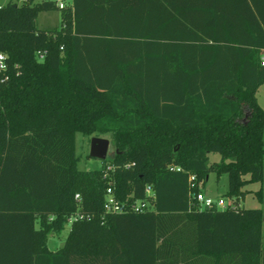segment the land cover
<instances>
[{"label":"trees","instance_id":"trees-1","mask_svg":"<svg viewBox=\"0 0 264 264\" xmlns=\"http://www.w3.org/2000/svg\"><path fill=\"white\" fill-rule=\"evenodd\" d=\"M137 2L0 5V264H264V0ZM49 11L59 28L38 29ZM77 134L110 135L112 157L79 170ZM211 173L226 198L259 184L261 208L200 210ZM109 186H150L153 209L106 214Z\"/></svg>","mask_w":264,"mask_h":264},{"label":"rangeland","instance_id":"rangeland-1","mask_svg":"<svg viewBox=\"0 0 264 264\" xmlns=\"http://www.w3.org/2000/svg\"><path fill=\"white\" fill-rule=\"evenodd\" d=\"M17 3L16 0H0V5H6L8 2ZM38 29H54L59 28L60 26V13L57 11H49V12H40L36 19ZM256 99L261 107L264 110V84H262L256 93ZM100 138L108 139L110 144L107 152L106 161L112 157L114 152V147L112 145V141L110 135H100L95 136ZM76 141V155L79 158V162L77 164V168L81 171H92L98 170L102 167L101 160L94 159L89 157V144H90V137H84L80 134H77L75 137ZM209 161L210 163L219 162L220 156L218 154H209ZM228 188V178L226 174H222L220 177H217L215 174L211 173L208 176V179L203 187H201L202 193L217 201L219 199L225 200V194ZM259 188V184H249L247 187L244 188V195L241 199L236 200V202L244 208H261V204L256 200L254 197V192L257 191ZM70 230V224H65L64 229L58 235L60 241H64L68 232ZM55 241L59 243V239ZM50 240L51 237L49 238Z\"/></svg>","mask_w":264,"mask_h":264},{"label":"built area","instance_id":"built-area-1","mask_svg":"<svg viewBox=\"0 0 264 264\" xmlns=\"http://www.w3.org/2000/svg\"><path fill=\"white\" fill-rule=\"evenodd\" d=\"M19 3L25 2L26 0H16ZM54 4L58 10H63L71 4V0H48ZM10 2V1H9ZM39 59L43 58V55L39 52ZM261 66H264V50L261 54ZM8 65L6 63V58L0 53V79L7 77ZM109 166L107 170H110ZM168 170L171 172H182V169L177 166L170 165ZM106 176V174H105ZM195 180L194 175H189L188 181L190 186H193V181ZM75 199L79 200V195H75ZM154 193L150 186L145 188V198L143 200H129L126 202H120L112 187H107L104 194L103 210L106 214H124V213H144L153 209ZM194 203L198 206L200 210H211L214 207L224 210L227 208H237L240 205L233 198H226L225 200L219 199L214 201L213 199L205 196L201 191L197 194H193ZM83 214L77 213L68 218L67 223L72 224L78 220L83 219Z\"/></svg>","mask_w":264,"mask_h":264},{"label":"water","instance_id":"water-1","mask_svg":"<svg viewBox=\"0 0 264 264\" xmlns=\"http://www.w3.org/2000/svg\"><path fill=\"white\" fill-rule=\"evenodd\" d=\"M109 144L110 142L108 139L95 136L91 137L89 144V157L101 161L106 160Z\"/></svg>","mask_w":264,"mask_h":264},{"label":"crops","instance_id":"crops-1","mask_svg":"<svg viewBox=\"0 0 264 264\" xmlns=\"http://www.w3.org/2000/svg\"><path fill=\"white\" fill-rule=\"evenodd\" d=\"M117 1H119V0H117ZM184 0H180V2H183ZM211 1H214V0H199V3L200 2H204V3H209V2H211ZM133 2H135L136 4H139L140 5V3H138L137 2V0H133ZM45 30H50V29H45ZM58 235H60V234H58ZM58 235H50L49 236V238L51 237V239H53V240H50V239H48V243H47V246H48V249L51 251V252H56L58 249H60L62 246H63V244H64V241H60V239H59V237H57ZM68 235V234H67ZM54 237H57L59 240V243H57L55 240L56 239H54ZM67 237V236H66ZM66 239V238H65Z\"/></svg>","mask_w":264,"mask_h":264}]
</instances>
